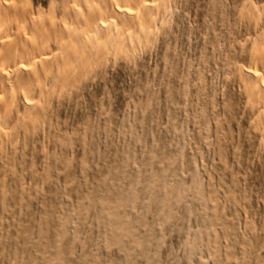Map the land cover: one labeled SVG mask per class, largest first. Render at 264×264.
<instances>
[{"label":"rangeland","instance_id":"1","mask_svg":"<svg viewBox=\"0 0 264 264\" xmlns=\"http://www.w3.org/2000/svg\"><path fill=\"white\" fill-rule=\"evenodd\" d=\"M28 1L58 29L78 0ZM171 1L165 33L76 71L0 157V264H264L261 106L240 70L264 0Z\"/></svg>","mask_w":264,"mask_h":264},{"label":"bare ground","instance_id":"2","mask_svg":"<svg viewBox=\"0 0 264 264\" xmlns=\"http://www.w3.org/2000/svg\"><path fill=\"white\" fill-rule=\"evenodd\" d=\"M171 2V0L62 2L60 8L62 6L65 18L63 23L61 22L63 25L60 23L61 27L57 29L59 20L57 17L62 12L52 13L46 19L32 10L28 0H0V157H4L5 152L15 151L20 140L25 139L32 131H29L30 129L38 128L41 123L47 121L51 113L50 105L56 93L61 91L64 94L70 85L72 87L76 71L81 70L78 76L80 78L81 73L85 76L83 68L94 61L97 62L101 57L111 56L123 50L130 51L133 46L136 48L135 45L144 46L146 45L144 43L148 45V42L155 38L154 35L159 33L157 29L160 27L156 26L157 18L163 17L165 20L172 11ZM55 8L59 7L56 5ZM245 11L253 18L252 22L255 19V24L261 20L262 15L255 6L248 4ZM260 23L257 28L261 26ZM162 29L161 32H164ZM261 31V37L259 40L255 39L254 43L252 56L254 63L238 69L241 70V77L245 81V85H242L249 93L248 99L262 107L256 124L264 132V29ZM140 49L143 50L142 47ZM104 62L107 65L106 60ZM98 63L100 64V61ZM91 70L93 69L87 71ZM75 78L77 80H73H79L77 76ZM69 92L71 91L68 90L66 93ZM60 94L62 96V93ZM252 122H255V118ZM23 142L21 141V144Z\"/></svg>","mask_w":264,"mask_h":264}]
</instances>
